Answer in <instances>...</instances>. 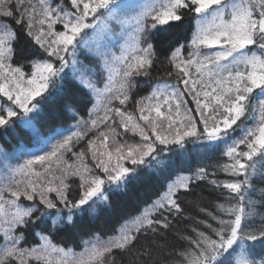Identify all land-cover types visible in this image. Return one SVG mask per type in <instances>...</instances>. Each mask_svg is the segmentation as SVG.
Listing matches in <instances>:
<instances>
[{
  "label": "snow or ice",
  "instance_id": "1",
  "mask_svg": "<svg viewBox=\"0 0 264 264\" xmlns=\"http://www.w3.org/2000/svg\"><path fill=\"white\" fill-rule=\"evenodd\" d=\"M57 97L68 98L63 123L45 128ZM8 136L0 264H264V0H0ZM189 144L215 159L211 171L183 173ZM173 172L158 199L109 233L89 227L110 193ZM202 182L217 193L215 211L189 200L203 227L169 240L171 218L192 219L181 200Z\"/></svg>",
  "mask_w": 264,
  "mask_h": 264
},
{
  "label": "trees",
  "instance_id": "2",
  "mask_svg": "<svg viewBox=\"0 0 264 264\" xmlns=\"http://www.w3.org/2000/svg\"><path fill=\"white\" fill-rule=\"evenodd\" d=\"M189 19L185 18L181 27L175 30L174 35L178 37L181 41H183L185 35L190 36L189 30ZM25 37L22 32H20L19 43L16 47L22 48L26 47ZM16 62H22L20 60L19 54L16 57ZM157 73H153V83H155V77ZM159 75H163L161 71ZM143 79V78H138ZM150 91V86H146L143 89L139 90V95H147ZM139 97V96H134ZM133 97V98H134ZM67 97H57L54 103L48 104L44 106L42 113L41 123L45 126V128H54L57 124L63 123L62 116V107L66 102ZM67 123H71L70 121ZM67 126V124H65ZM17 132L20 133L22 139L27 143V136L21 129H17ZM239 134H237L238 136ZM6 141H11L12 144L16 142L13 136L8 137H0V144H4L6 148H10L11 144L6 143ZM188 148L191 152L193 159L189 165H185L183 168V173L188 174L189 168L194 169L200 163H206L209 165L211 171V165L215 163V159L211 161H201L199 158L198 152L194 148L193 145L189 144ZM175 159V156H172ZM176 173L173 172L171 174L165 173V176H168V180L165 179L164 176H156L152 175H144L137 182L129 184L126 191H121L120 193H110L111 205L112 207L105 208L101 207L99 211V215L94 219V221L89 222V227L91 229L97 230L101 233H109L114 226H118L119 222L126 218L129 215H136L140 211H142L147 205L151 204L154 200L158 199V197L166 190V185L171 179H175ZM219 178L224 179L222 173H218ZM195 188V186H193ZM264 187V185L257 182V188ZM196 193L198 195H194L187 199H182L181 204L182 207L185 208L186 213L191 215L192 219H184V217L171 218L172 219V228L168 232L169 240H174L177 233H185L192 234L191 228L193 226L202 228V225L197 224V220L201 218H205L202 213L198 211V209L193 208L189 204V200L192 199H200L202 205L208 208L211 211H215V204L217 203V193L210 190V186L207 185L206 182L201 183V188L196 189ZM264 211V209H261ZM86 221L88 218H85ZM63 239L62 237L57 238V243ZM76 249H79L78 247Z\"/></svg>",
  "mask_w": 264,
  "mask_h": 264
},
{
  "label": "rangeland",
  "instance_id": "3",
  "mask_svg": "<svg viewBox=\"0 0 264 264\" xmlns=\"http://www.w3.org/2000/svg\"><path fill=\"white\" fill-rule=\"evenodd\" d=\"M27 70L30 71L31 69L28 68ZM137 98H139V97H134L133 100H135V99H137ZM5 102H6V101H5ZM129 111H134V104L129 106ZM121 131H122V130H121ZM237 134H240V133H239V130H237V132L235 133V135H237ZM127 139H128L129 142H134V141H138V140H139V137L137 136V137L133 138V137L131 136V134L129 133ZM126 166H128V167H132L130 164H127ZM101 175H102V173H101ZM25 203H26V202H25ZM75 250H76V251H79L80 249H75Z\"/></svg>",
  "mask_w": 264,
  "mask_h": 264
}]
</instances>
